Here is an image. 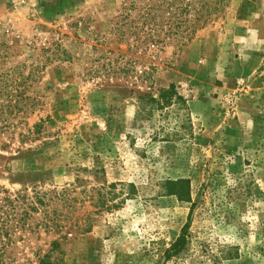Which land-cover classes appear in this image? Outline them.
Returning a JSON list of instances; mask_svg holds the SVG:
<instances>
[{
	"label": "rangeland",
	"instance_id": "374dc122",
	"mask_svg": "<svg viewBox=\"0 0 264 264\" xmlns=\"http://www.w3.org/2000/svg\"><path fill=\"white\" fill-rule=\"evenodd\" d=\"M0 127L15 264H264V0H0Z\"/></svg>",
	"mask_w": 264,
	"mask_h": 264
},
{
	"label": "trees",
	"instance_id": "16d2710c",
	"mask_svg": "<svg viewBox=\"0 0 264 264\" xmlns=\"http://www.w3.org/2000/svg\"><path fill=\"white\" fill-rule=\"evenodd\" d=\"M218 1L220 2L223 0ZM159 96L165 99V103L167 104H171L174 97L184 100L182 96L177 94L174 85H171L168 89L163 88ZM166 186L167 193L169 195H175L181 203H192V186L190 179H169ZM27 196L28 194L25 192H16L12 194L5 188L0 187V264H15L12 251L14 235L20 231L24 223H26V215L38 209L35 203H37V198L40 195L36 193L35 200L28 201L24 205L23 202H25L24 200L27 199ZM187 231L188 223L185 224L181 234L171 243V246L166 249L165 258L167 260L176 258L184 252L188 244ZM51 246V250L40 257L38 263L64 264L63 258L53 255V252L60 248V241H52Z\"/></svg>",
	"mask_w": 264,
	"mask_h": 264
}]
</instances>
